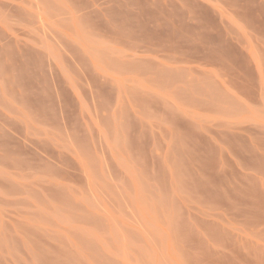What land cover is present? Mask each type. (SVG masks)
Returning <instances> with one entry per match:
<instances>
[{"label":"rangeland","instance_id":"rangeland-1","mask_svg":"<svg viewBox=\"0 0 264 264\" xmlns=\"http://www.w3.org/2000/svg\"><path fill=\"white\" fill-rule=\"evenodd\" d=\"M0 264H264V0H0Z\"/></svg>","mask_w":264,"mask_h":264}]
</instances>
